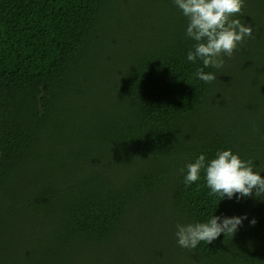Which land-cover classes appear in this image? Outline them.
<instances>
[{"label":"trees","instance_id":"1","mask_svg":"<svg viewBox=\"0 0 264 264\" xmlns=\"http://www.w3.org/2000/svg\"><path fill=\"white\" fill-rule=\"evenodd\" d=\"M245 4L264 35V0ZM187 23L174 0H0V264H264V201L183 182L229 149L264 177V57L205 84ZM213 215L247 219L178 245Z\"/></svg>","mask_w":264,"mask_h":264},{"label":"clouds","instance_id":"2","mask_svg":"<svg viewBox=\"0 0 264 264\" xmlns=\"http://www.w3.org/2000/svg\"><path fill=\"white\" fill-rule=\"evenodd\" d=\"M174 5L187 19L185 36L196 43L187 53V60L195 63L202 61L194 77L205 84L217 80L214 73H205L204 68L221 69L224 57L232 58L247 39L252 38V27L238 18L243 15L245 0H174ZM138 158V157H137ZM185 186H190L203 178L210 189L208 195L218 198L219 202L235 196L240 199L264 201V177L256 171L252 159H241L231 149L217 151L216 157L206 162L200 155L195 162L186 165ZM181 174L185 168L179 169ZM247 216H212L207 222L177 224V243L181 248L193 250L203 242L212 244L221 234L232 238L242 226ZM254 226L255 219L250 221Z\"/></svg>","mask_w":264,"mask_h":264},{"label":"rangeland","instance_id":"3","mask_svg":"<svg viewBox=\"0 0 264 264\" xmlns=\"http://www.w3.org/2000/svg\"><path fill=\"white\" fill-rule=\"evenodd\" d=\"M136 10H141V12L144 13V15H145V10L143 8L138 7ZM158 17H160V16H158ZM151 18H152V14H151ZM234 53H243V54L247 55L248 57H250L255 62L261 64L260 57H262V56L264 57V35H252V38L247 39L246 42ZM237 70L240 71V68H238ZM121 230L123 231V233L125 235L130 236L131 227H129V228L124 227ZM134 231H135L137 240L139 242H141L143 245L146 246L151 241V238H142L141 237L142 232H143L142 230H140L138 228L136 230L134 228Z\"/></svg>","mask_w":264,"mask_h":264}]
</instances>
